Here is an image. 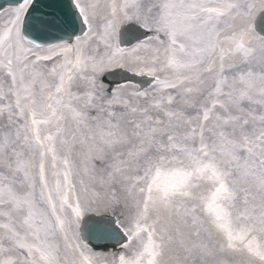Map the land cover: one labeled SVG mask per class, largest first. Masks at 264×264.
I'll list each match as a JSON object with an SVG mask.
<instances>
[{
    "label": "snow or ice",
    "instance_id": "6c2138e0",
    "mask_svg": "<svg viewBox=\"0 0 264 264\" xmlns=\"http://www.w3.org/2000/svg\"><path fill=\"white\" fill-rule=\"evenodd\" d=\"M38 2L0 27V264H264V0Z\"/></svg>",
    "mask_w": 264,
    "mask_h": 264
},
{
    "label": "water",
    "instance_id": "95a60500",
    "mask_svg": "<svg viewBox=\"0 0 264 264\" xmlns=\"http://www.w3.org/2000/svg\"><path fill=\"white\" fill-rule=\"evenodd\" d=\"M21 0H0V9L6 7V6H11V5H17ZM46 0H39L37 7L41 8L43 11H47V8L44 7ZM260 26L264 30V16L261 18L260 21ZM77 35L81 34V32L78 30ZM29 38H34L30 35ZM131 41H134L133 38L128 39ZM38 43H45L43 40H38ZM53 42V41H51ZM91 223V220L86 222L85 227L82 229V237L83 239L87 242L93 245L95 248H100V247H105L108 245H118L126 240V237H123L121 233L115 234V235H109V236H104V237H98L94 234L91 233L89 229V225Z\"/></svg>",
    "mask_w": 264,
    "mask_h": 264
},
{
    "label": "bare ground",
    "instance_id": "6f19581e",
    "mask_svg": "<svg viewBox=\"0 0 264 264\" xmlns=\"http://www.w3.org/2000/svg\"><path fill=\"white\" fill-rule=\"evenodd\" d=\"M145 2H146V3H149L150 0H145ZM257 2H258V0H257ZM15 7H16V6H15ZM15 7H9V8H6V9H4V10H2V11L0 12V27H3V25H4L5 21H6V18H7L8 15H9V12H10L12 9H14ZM258 13H259V12H257V13L255 14V17H256V15H257ZM255 17H254V18H255ZM256 32H257V31H256ZM257 34H259V33L257 32ZM145 35H151V33H147V34H145ZM145 38H146V37H145ZM145 38H143V39H141V40H144ZM139 41H140V40H139ZM139 41H137L136 43L131 44V45H127V44L122 45V44H121V46L124 47V48H126V49H130L131 47H133L134 45H136L137 43H139ZM137 54L140 55V56H141L142 58H144V59H149V58L152 56V52H151V51H149V50H144V49H142L141 51H139ZM124 71L127 72V73H129V75H131V76H137V75L133 74L132 72L127 71L126 69H125ZM138 76H139V75H138ZM106 79H107V76H106ZM106 79H105V84L108 83ZM140 82H141V81H140L139 79H135L134 77H129L128 80L118 82V83H116L115 85L110 86V88H115L117 85H127V86H129V87L126 89V91H130L132 85H134V84H136V85H140ZM148 87H149V85H148V86H143V88H145V89H148ZM114 215H118L117 211L115 212ZM80 242H81V243H84L82 240H80ZM84 244H85V243H84ZM89 248H90L93 252H96V253H98V254H101L102 256L107 257V258H109V259L111 258L112 255L120 254V253H122V252L125 251V249L122 248V246H120V247H118V248H109V249H106V250H98V251L93 250L91 247H89Z\"/></svg>",
    "mask_w": 264,
    "mask_h": 264
},
{
    "label": "rangeland",
    "instance_id": "374dc122",
    "mask_svg": "<svg viewBox=\"0 0 264 264\" xmlns=\"http://www.w3.org/2000/svg\"><path fill=\"white\" fill-rule=\"evenodd\" d=\"M117 210H118V212H119V214H120V211H121V210H120L119 208H118Z\"/></svg>",
    "mask_w": 264,
    "mask_h": 264
}]
</instances>
